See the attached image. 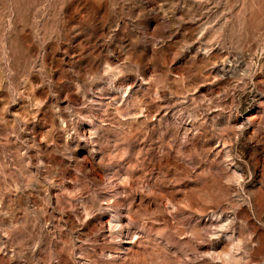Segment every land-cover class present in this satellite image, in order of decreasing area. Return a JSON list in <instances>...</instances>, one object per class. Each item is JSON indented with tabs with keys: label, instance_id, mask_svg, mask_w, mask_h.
Wrapping results in <instances>:
<instances>
[{
	"label": "rangeland",
	"instance_id": "1",
	"mask_svg": "<svg viewBox=\"0 0 264 264\" xmlns=\"http://www.w3.org/2000/svg\"><path fill=\"white\" fill-rule=\"evenodd\" d=\"M0 264H264V0H0Z\"/></svg>",
	"mask_w": 264,
	"mask_h": 264
}]
</instances>
